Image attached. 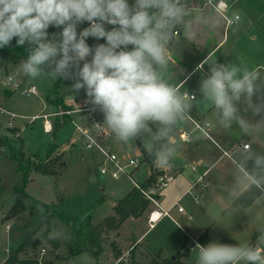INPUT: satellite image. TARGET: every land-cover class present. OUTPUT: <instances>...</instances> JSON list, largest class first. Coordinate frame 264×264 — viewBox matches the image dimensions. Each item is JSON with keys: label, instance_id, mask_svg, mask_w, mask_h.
Masks as SVG:
<instances>
[{"label": "clouds", "instance_id": "1", "mask_svg": "<svg viewBox=\"0 0 264 264\" xmlns=\"http://www.w3.org/2000/svg\"><path fill=\"white\" fill-rule=\"evenodd\" d=\"M189 12V0H134L131 5L129 0H0V48L13 38L18 46L27 44L21 64L25 76L74 80L71 90L86 91L115 138L132 144L146 135L144 146L154 150L160 166L173 157L174 130L188 118L194 101L210 104L226 128L233 123L245 132L264 128V79L242 63H209L200 99L167 79L168 48L178 27L191 30ZM85 21L90 26L78 34L77 25ZM106 24L114 27L109 31ZM49 26L62 31L49 38ZM88 37L106 43L90 47ZM239 157L249 188L264 190V152L245 145ZM259 232L264 245V228ZM194 250L195 264H264V248L258 245L213 240L196 243Z\"/></svg>", "mask_w": 264, "mask_h": 264}, {"label": "crops", "instance_id": "2", "mask_svg": "<svg viewBox=\"0 0 264 264\" xmlns=\"http://www.w3.org/2000/svg\"><path fill=\"white\" fill-rule=\"evenodd\" d=\"M218 2L226 5L224 12L215 10L212 6ZM129 4L131 5L130 2ZM189 4L192 28L186 33L180 27L181 33L175 36L168 48L169 65L166 75L169 82L182 93L188 92L200 99V83L208 75L209 63L214 61L217 63H242L256 72L263 71L261 79H264V0H189ZM236 15H239V21L234 19ZM225 17L231 22H226ZM5 93L9 94L10 90L5 89ZM62 97L65 105L77 101ZM3 101V98L0 97L1 108ZM47 104L51 108L49 112L62 107L55 108L51 103L47 102ZM189 115L199 124L209 123L210 139L203 136L187 119L177 125L172 136L173 145L176 148L173 157L165 165L154 164L156 175L169 173L173 175L174 180L167 187L161 190L155 188L156 191H154L152 190L154 177L151 184L145 189L156 198L163 209L170 210L172 219L163 217L153 228H149L148 214L153 209L150 202L148 209L140 217L126 219L120 226L129 221L139 222L145 218V227L136 238L130 240L127 250L119 248V244H116L119 254L116 257L112 255L116 264L121 261H124L123 264H128L131 251H134V260L137 264H145L155 256H159L160 259H174L177 254L183 252H186V255L180 258L182 264H195L197 253L194 248L196 243L207 245L213 240L227 245L249 244L264 248V245L259 244V229L264 228V190L249 188L248 183L241 177V174L247 176V172L238 163L239 153L244 150L241 148L242 144L248 143L255 151L264 152V128H259L254 132H245L235 123L230 128H226L219 123L210 104H200L195 101ZM246 119H251V117L246 116ZM49 120L52 127L50 132L44 131L43 122H41V126L44 133L52 134V142L48 144L57 145L56 153L58 151L63 153L69 147L78 149L82 146L84 157H81L72 169L75 173H86L84 167L92 165L93 158L98 160V168L101 160L99 155L88 152L79 140H75L76 134L67 118L51 117ZM65 122L71 127L70 133L65 143L58 142L55 134L63 128ZM7 130L10 132L9 128ZM182 132H186L188 135L186 141L180 140ZM7 133L3 135H7ZM141 140L139 137L134 139L132 144H125L118 141L112 134L108 145L122 156L134 157L131 152L135 151L138 158L143 160L142 149L150 151ZM69 150L68 155L70 156L74 152ZM44 154L40 156L43 157ZM70 170L71 168L66 172ZM36 173L38 172L32 171L30 176ZM152 173L153 170L149 167L147 178L138 184L145 183ZM51 176L53 177L55 195L58 197V201L59 197L63 201L64 198L59 195V193L63 194V191L58 183L61 174L56 173ZM55 184H58L56 188ZM204 184L205 186H203ZM132 188H134L133 185L129 190ZM99 190H103V188L100 187ZM119 199L111 202L110 215L113 213V206ZM62 201L58 202L59 206ZM178 206L182 208V212L177 210ZM9 208L3 211L5 214L2 218L7 214ZM89 211L93 212L92 209ZM119 227L115 230L117 231ZM8 230L7 223L6 233ZM151 232L155 233L157 243L149 249L150 245L146 238ZM30 234L24 240L30 237ZM35 240L38 241V239ZM20 244L10 251L4 249V256L0 257V264H4L7 257ZM42 248L40 247L41 256L44 255L41 254ZM36 249L25 248L18 254V258L27 260L35 257L40 261L42 258L35 255L22 257L25 250ZM137 249H140L141 253H144L143 256L147 257L144 262L136 261L135 252Z\"/></svg>", "mask_w": 264, "mask_h": 264}, {"label": "rangeland", "instance_id": "3", "mask_svg": "<svg viewBox=\"0 0 264 264\" xmlns=\"http://www.w3.org/2000/svg\"><path fill=\"white\" fill-rule=\"evenodd\" d=\"M129 2L133 4L134 0H129ZM85 23L89 27L88 22L85 21ZM105 27L110 31L114 26L107 25ZM24 60V58H21L17 62L6 60L0 65V76L2 78L14 75L17 81L23 83V87L34 85L37 91L35 95L26 96L21 94L18 89H13L11 85H3L0 79V97L4 100L1 106L3 109L17 116L14 118L12 124L15 127H10L8 125V116L0 113V135L6 134L8 132L7 128H9L10 132L5 136H8L7 138L10 140H15L13 145L17 148V152L15 151L14 155H11V152L7 148L0 146V257L4 256V249L8 251L15 249L31 233L30 237L40 240L41 244L36 250H25V254L22 257L35 255L38 258L41 257L42 260L46 258L50 262L49 264H93L90 254L86 251L69 255L66 247L69 231L66 225L60 221H53L48 232L49 237L59 240L58 249L53 251L51 246L41 239V235L46 230L44 225L41 226L46 217L45 210L41 206H36L31 211H24L15 218H2L5 214L3 211H6L13 203L14 187L21 180V173L17 171L16 161L11 156H19L20 151L23 152L24 157H22L24 159L33 156L31 155L32 153L43 155L46 145L52 142V134H46L42 130V120L37 119L30 123V118L36 114L49 112L51 108L46 102V96L50 95L54 87L57 88V95L64 96L66 99L78 100L88 97L84 89L79 91L71 90L74 83L72 79H56L46 74L36 79H30L21 71V64ZM82 65L83 61H81V67ZM257 73L262 78L263 71L260 70ZM5 89H9L10 93L6 94ZM56 97V95L51 94L49 98L53 102ZM70 130V125L65 122L63 128L55 134L56 141L65 143ZM17 138L18 140H16ZM146 138V135L141 137L143 145ZM21 141L24 143L23 145H21ZM68 150H72L74 153L69 156ZM68 150L63 153L53 151L50 155L53 158H58L55 161V168L56 173L61 174V179H59L58 183L63 194L59 193V195L64 199L58 210L71 218L77 217L76 226H84L86 228L87 223H99L104 218L110 216L111 202L122 197L132 187V184L124 177L113 180L108 176L100 175L97 169L98 160L94 158L93 160H91L92 158L90 159L92 165L86 164L87 166L84 167L86 173H75L72 169L77 165L78 160L84 157L82 146L78 149L69 147ZM131 155L138 158L135 151H132ZM139 162V168L133 173L132 177L136 182L141 183L148 176L149 165L140 159ZM69 168L71 170L66 172ZM87 171L89 172L87 173ZM64 172L66 173L64 174ZM53 186L54 182L51 175L36 173L30 176L25 186V192L40 202L47 204L58 203V197L55 195ZM100 187L103 190H99ZM155 188L152 190L156 191ZM101 197L104 200L92 208L93 212L88 211V208L99 201ZM7 223L9 225L8 233L5 231ZM144 227L145 218H142L139 222H127L125 225L120 226L117 231H105L102 235L103 253L99 264H116L112 256L114 248L116 249L117 247L116 244H119V248L127 250L130 240L136 238ZM146 241L149 242V249H151L157 243L155 233L151 232L147 236ZM40 247L45 249L43 256L40 255ZM143 255L144 253H141L140 249H137L135 252L136 261L144 262L147 257ZM121 262L123 263L124 261ZM127 262L129 263V258Z\"/></svg>", "mask_w": 264, "mask_h": 264}, {"label": "trees", "instance_id": "4", "mask_svg": "<svg viewBox=\"0 0 264 264\" xmlns=\"http://www.w3.org/2000/svg\"><path fill=\"white\" fill-rule=\"evenodd\" d=\"M85 22L77 25V33L87 28ZM49 37H53L54 34H58L62 31V28H57L55 26H49L48 28ZM181 33V28L178 27L176 30V34L179 35ZM86 43L90 47H94L97 44L106 43L105 39L96 40L93 37H88L86 39ZM132 46L129 45V50H131ZM29 46L25 44L24 46H18L16 43V38H13L9 46L4 48H0V65L6 61L11 60L14 62L19 61L21 58L26 59L28 55ZM59 58V57H58ZM88 60H91V56L88 57ZM54 94L57 97L52 102L50 100V95ZM57 88L54 87L50 95L46 96V102L51 103L55 108L58 106L67 107L64 104V99L62 96L57 95ZM8 136L2 135L0 136V146L7 148L11 155H14L15 151L17 152V148L14 147L13 142L15 140H10L7 138ZM18 140V138L16 139ZM21 145H23L21 141ZM57 145L54 143L48 144L46 147V151L43 157H40L38 153L33 154V156H29L27 158H23V152H19V156H11L12 159L16 161V169L21 173L20 182L14 187V202L7 211V214L4 216V219H9L20 215L24 211H31L36 206H41L46 213V217L41 224L45 226L46 230L41 235V239L45 240L54 251L59 247V240L57 238H51L48 236V232L52 226L53 221H60L64 223L69 231V237L66 240L67 251L70 255L78 254L82 251H86L90 254L93 264H99L101 260V255L103 253V240L102 235L107 230H115L117 229L126 219L128 218H137L140 217L149 207V200L143 195V193L138 188H132L128 191V193L119 199L117 203L112 208V215L104 218L102 222H99L95 225H92L90 222L86 224V228L84 226H76V222L78 218H71L62 211L58 210V203H43L40 202L25 192V186L29 180L30 173L32 171L47 174V175H55V161L58 159L56 157H51L50 155L55 151ZM143 161L147 162L150 169L153 170V173L147 181L140 185L141 190H145L153 181V178L156 175L154 171L155 164V155L153 152H148L144 149L141 151ZM23 156V157H22ZM33 159V160H32ZM251 165L249 164V167ZM57 185L55 184V188ZM58 195V194H57ZM104 199L101 198L99 201L94 203L88 211L92 209L97 203H101ZM62 199L59 197V201ZM41 244V241H36L34 238L28 237L24 240L17 249L11 253L4 264H49L46 260H38L37 258L32 259H24L20 260L18 258V254L23 251L25 248L36 249ZM119 251L114 248L113 255L118 256ZM186 252L182 254H177L174 259H160L159 256H155L150 261L145 264H182L180 258L185 256ZM118 264H123L119 262ZM128 264H137L134 260V251L130 252V261Z\"/></svg>", "mask_w": 264, "mask_h": 264}, {"label": "built area", "instance_id": "5", "mask_svg": "<svg viewBox=\"0 0 264 264\" xmlns=\"http://www.w3.org/2000/svg\"><path fill=\"white\" fill-rule=\"evenodd\" d=\"M212 6L215 10H218L220 12H224L226 7V5L221 2L212 4ZM225 19L226 22H231L230 19L226 17ZM105 26H107V24ZM0 79L2 80L3 84L11 85L13 89H18L23 95L28 96L37 94L36 87L34 85L23 87V83L17 81L14 75H8L3 78L0 76ZM66 105L67 107L65 108L58 107L55 111L49 113L36 114L30 118L29 122L32 123L37 119H42L44 131L50 132L52 127L49 118H67L73 128L74 133L76 134L75 140H79L83 144L84 149L88 152H94L95 154L99 155L101 159L97 168L99 174L108 176L113 180L124 177L133 185V187L138 188L149 200V202L153 206V209H151L148 214L149 228H153L155 224L163 217L172 219L170 210L163 209L156 198L150 192L141 190L138 182L133 179L132 175L140 165L139 159L131 156H122L108 145L112 133L107 128V126L103 124V112L100 111L98 107L92 105L89 98L73 101L71 104ZM0 113L6 114L8 116V125L10 127H13V120L17 116L1 107ZM187 120L190 121L194 128L197 129L203 136L210 139V135L208 133L209 123H205L203 125L199 124L189 114ZM187 136L188 135L186 132H182V134L180 135V140L186 141L188 139ZM245 145L249 144H242L241 148L244 149ZM173 180L174 177L172 174H158L155 176L153 187H156L157 190H161L172 183ZM203 186H205V184ZM177 210L179 212H182V208L180 206L177 207ZM192 241L195 243L194 240ZM44 252L45 249L42 248L41 254H44Z\"/></svg>", "mask_w": 264, "mask_h": 264}, {"label": "snow or ice", "instance_id": "6", "mask_svg": "<svg viewBox=\"0 0 264 264\" xmlns=\"http://www.w3.org/2000/svg\"><path fill=\"white\" fill-rule=\"evenodd\" d=\"M154 219H155V217H154Z\"/></svg>", "mask_w": 264, "mask_h": 264}]
</instances>
